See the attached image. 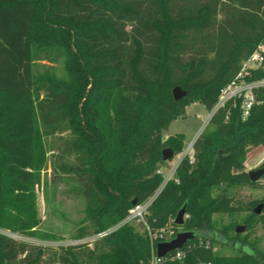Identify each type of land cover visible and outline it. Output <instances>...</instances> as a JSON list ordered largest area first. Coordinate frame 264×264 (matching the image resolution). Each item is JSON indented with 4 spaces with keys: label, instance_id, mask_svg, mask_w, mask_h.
Wrapping results in <instances>:
<instances>
[{
    "label": "trees",
    "instance_id": "trees-1",
    "mask_svg": "<svg viewBox=\"0 0 264 264\" xmlns=\"http://www.w3.org/2000/svg\"><path fill=\"white\" fill-rule=\"evenodd\" d=\"M50 20L62 23L79 54L66 86L35 75L36 62L57 59L43 48L56 40ZM261 44L264 0H0V264H150L149 235L130 224L80 240L121 224L134 201L156 194L164 181L158 171L174 159L164 161L163 151L185 149L184 135L164 133L192 104L212 111ZM263 79L264 69L246 77ZM89 85L80 118L76 104ZM176 87L187 92L180 101ZM255 96L246 120L240 100L215 113L194 143L193 161L184 158L149 209L153 232L175 226L187 204L182 229L213 234L186 244L172 264H264L259 241L249 240L264 208L257 215L259 201L245 204L237 194L259 187L245 166L248 153L264 146V87ZM66 132L90 226L78 230V244L58 248L7 235L60 240L40 228L36 189L49 163L47 140ZM240 212L251 215L244 234L222 222Z\"/></svg>",
    "mask_w": 264,
    "mask_h": 264
},
{
    "label": "rangeland",
    "instance_id": "rangeland-1",
    "mask_svg": "<svg viewBox=\"0 0 264 264\" xmlns=\"http://www.w3.org/2000/svg\"><path fill=\"white\" fill-rule=\"evenodd\" d=\"M51 23L54 25L52 28L55 29L56 40L44 43L43 48L51 50L49 54L57 59L54 58L51 61L45 59L36 62L35 75L39 80L46 81L48 85L54 84L58 87L66 86L72 79V63H77L74 54H79L75 49L72 38L68 39L60 33V28L58 26L62 23H55L52 21ZM61 27L67 29L63 25H61ZM84 90L85 97L81 95L76 104V111L78 110V116L80 118L83 117V107L86 97L90 94L91 86L85 87ZM210 113L211 111H208L205 106L201 104H192L189 106L185 118L178 119L172 123L169 133L171 136L177 134L184 135L186 148V146L193 142L201 132ZM72 138V133L66 132L64 134H57L47 140L49 163L43 173V184L40 188L36 189L37 203L42 217V225L40 228L42 231L56 234L60 237V240L42 241L14 235L9 232L4 233L34 245L53 248L78 244L80 241L89 242L95 238L96 235L86 236L80 241L75 239L78 230L83 227H89L90 222L87 216V201L78 193L77 189L79 185L75 182L74 173H72L70 169L77 165L76 158L73 155H69L66 151L67 143ZM176 161L177 158L175 157L171 163H176ZM171 166L172 165H167V167H162L160 169L164 173V175L162 174L164 179L169 173V170H171ZM245 166L246 172L248 173L256 171L264 166V146L253 149L248 153ZM258 183L259 187L256 189L248 187L239 189L237 192L238 199L245 204L254 200L259 201L258 206L264 204L262 201L264 199V177ZM189 217L190 215L186 214L185 220ZM249 218H251L250 213L240 212L233 216L225 215L222 218V222L224 225L237 226L246 224ZM130 225L134 226L138 232L144 233V229L140 224L133 222L130 223ZM255 239L259 241V248L264 250V222L261 220L258 222L256 221L255 228L251 236H249L250 242H253ZM215 251L226 256H232L236 253L232 248L221 246H216Z\"/></svg>",
    "mask_w": 264,
    "mask_h": 264
},
{
    "label": "built area",
    "instance_id": "built-area-1",
    "mask_svg": "<svg viewBox=\"0 0 264 264\" xmlns=\"http://www.w3.org/2000/svg\"><path fill=\"white\" fill-rule=\"evenodd\" d=\"M261 69L262 70L264 69V44L258 46L255 52L251 55V57L243 62L242 70L239 73V75L236 77V79L221 91L219 96V101L217 105L214 107V109L211 111L208 122L211 121L215 113L220 108L224 107L229 102H236L238 100L241 101V111H242L243 120L248 119L252 111V108L256 103L255 90L257 88L264 87V79L250 82L246 80V77L251 72L258 71ZM196 140H194L188 146H186V148L181 154L175 156L177 158L176 163L169 162V165H172L171 170H169V173L166 175L162 187L156 192V194L153 197H151L145 203L138 204L135 207H133L129 211L128 217L121 224L109 230H106L102 233L97 234L95 238L89 242L92 243L98 239H102L104 237L109 236L124 224H130L136 222L140 224L143 227L144 231H146L149 235L153 249V255L150 264H172L176 261H181L185 256L184 252H182V249L171 252L164 258H159L157 256V252L156 253L154 252L155 245L157 250V245L159 243L171 240L177 235L179 231V226L176 225L168 226L164 229L153 232L146 218L149 215V209L151 205L153 204L155 199L159 196L163 188L167 185L169 181L175 179L176 171L180 166L181 162L184 160V158L189 157V159L193 161L194 143ZM158 173L164 175L162 170H159Z\"/></svg>",
    "mask_w": 264,
    "mask_h": 264
},
{
    "label": "water",
    "instance_id": "water-1",
    "mask_svg": "<svg viewBox=\"0 0 264 264\" xmlns=\"http://www.w3.org/2000/svg\"><path fill=\"white\" fill-rule=\"evenodd\" d=\"M173 96L176 101H180L187 96V92L184 91L181 87H176L173 90ZM174 157L175 155L172 149L169 148L163 151L164 161H170ZM249 177H250L251 182L253 183L259 182L264 177V167L256 171L249 172ZM136 205H138V202L134 201L133 207H135ZM263 208H264V204L257 206V208L255 209V213L257 215H261ZM186 214H187V204H184V206L178 212L176 219L174 221L175 225L180 227L177 235L173 239L161 242L157 245L156 252L159 258H164L171 252L183 249L185 245L191 241H195L197 239L204 238V237H207V238L213 237V234L211 233L186 231L182 229V227L186 223V220H185ZM236 230L238 234H244L247 228L245 225H239L237 226Z\"/></svg>",
    "mask_w": 264,
    "mask_h": 264
},
{
    "label": "crops",
    "instance_id": "crops-1",
    "mask_svg": "<svg viewBox=\"0 0 264 264\" xmlns=\"http://www.w3.org/2000/svg\"><path fill=\"white\" fill-rule=\"evenodd\" d=\"M188 109H189V107H187V112H188ZM209 117H210V114H209V116H208V119H207V121H206V123H205L203 129L201 130V132L198 134V136H197L194 140H196V139L202 134V132L204 131L205 127H206L207 124L209 123V122H208ZM171 125H172V124H171ZM171 125H170V127H171ZM170 127H169L168 131H166V132L164 133V137H165V139H167V138H169V137L171 136V134L169 133Z\"/></svg>",
    "mask_w": 264,
    "mask_h": 264
},
{
    "label": "flooded vegetation",
    "instance_id": "flooded-vegetation-1",
    "mask_svg": "<svg viewBox=\"0 0 264 264\" xmlns=\"http://www.w3.org/2000/svg\"><path fill=\"white\" fill-rule=\"evenodd\" d=\"M262 167H264V166H262ZM262 167H261V168H262Z\"/></svg>",
    "mask_w": 264,
    "mask_h": 264
}]
</instances>
